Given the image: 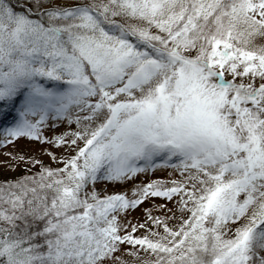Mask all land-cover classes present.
I'll return each mask as SVG.
<instances>
[{
	"label": "snow or ice",
	"instance_id": "1",
	"mask_svg": "<svg viewBox=\"0 0 264 264\" xmlns=\"http://www.w3.org/2000/svg\"><path fill=\"white\" fill-rule=\"evenodd\" d=\"M0 150V264H264V0H0Z\"/></svg>",
	"mask_w": 264,
	"mask_h": 264
},
{
	"label": "rangeland",
	"instance_id": "2",
	"mask_svg": "<svg viewBox=\"0 0 264 264\" xmlns=\"http://www.w3.org/2000/svg\"><path fill=\"white\" fill-rule=\"evenodd\" d=\"M60 130H63V128H61ZM48 134L51 135L52 133L49 132ZM7 150L13 151V152H17V151L24 152V153H27L28 155H37L41 159H43L45 161V163H50V160L46 156L41 155V146L31 144L27 140H21L17 143L15 148L10 147ZM3 151L4 150H0V181H4L6 179H13L17 176L24 175L25 174V168L27 167V165H24L21 162L20 164L16 165V171L13 172V171L9 170L8 167L6 166L5 161L11 162L13 164H15V162L11 161L10 157L4 156L2 154ZM53 166H55V165H53ZM32 171L33 172L38 171V167L34 168ZM28 174H30V173H28ZM166 177H167L166 171H157L154 175H151L148 178L141 177V179H144L146 181L147 179H165ZM136 182L139 183L140 181L137 180ZM103 187H104V185L101 184L100 188L102 189ZM110 191H111V189H110ZM153 202L154 203H163V201H161L159 199H157ZM153 202H147L146 206L151 207ZM141 214H142V210H138V211L132 213V216L129 218L130 219L133 217L139 218L141 216Z\"/></svg>",
	"mask_w": 264,
	"mask_h": 264
}]
</instances>
